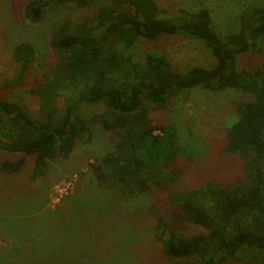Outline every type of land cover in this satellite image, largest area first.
<instances>
[{
  "label": "trees",
  "instance_id": "16d2710c",
  "mask_svg": "<svg viewBox=\"0 0 264 264\" xmlns=\"http://www.w3.org/2000/svg\"><path fill=\"white\" fill-rule=\"evenodd\" d=\"M15 1V31L50 16L57 22L46 39L51 59L41 79L30 75L29 38L14 41L8 59L0 56V72L15 73L0 85V173L28 169L27 183L36 186L52 163L68 160L97 131L113 134L112 150L90 165L94 194L82 191L94 219L109 224L102 241L114 245L122 234L130 243V252L110 264H135L127 257L132 252L147 264H264V60L238 68L239 57L264 48V0H237L234 16L216 15L206 0L176 12L156 0H104L78 17L95 0ZM176 35L202 42L214 64L178 72L166 56L139 52ZM192 91L240 96L223 119V142L200 165L182 156L196 154L188 146L190 154L182 151L176 128L151 119ZM13 92L19 101L9 99ZM86 106L102 112L83 115ZM142 239L155 248L142 247ZM87 243L63 264H106L99 256L93 263ZM56 258L48 264H59Z\"/></svg>",
  "mask_w": 264,
  "mask_h": 264
},
{
  "label": "rangeland",
  "instance_id": "374dc122",
  "mask_svg": "<svg viewBox=\"0 0 264 264\" xmlns=\"http://www.w3.org/2000/svg\"><path fill=\"white\" fill-rule=\"evenodd\" d=\"M156 1L160 8L169 12H176L184 6L192 10L196 2L199 3V0ZM236 1L206 0L205 3L216 15L234 16ZM103 3L104 0H95L84 10L76 12L74 17L92 14ZM18 6L20 4L15 0H0V56L8 59L14 41L29 38L35 50V64L30 75L41 79L43 63L51 59L46 39L57 19L50 16L36 27L15 31L13 28L18 21ZM70 13L67 11L65 15ZM149 48L166 56L178 72H185L192 67L210 68L214 64L202 42L180 35L161 37L140 47L139 52L144 53L145 49ZM262 60L264 48L260 54L239 57L238 68L250 69ZM14 75L11 71L7 74L0 72V85H8V81L12 83ZM18 96L13 92L9 99L19 101ZM239 97L234 91L219 94L192 91L173 99L169 110L151 112V119L153 123L160 119L165 120L176 128L182 151L190 154L188 146L189 151L196 154L193 157L182 156L189 157L200 165L208 155H213L212 149L223 142L226 134L223 119L230 111L229 104L236 102ZM101 112V107L86 106L81 114L91 116L100 115ZM2 118L4 119V116L0 113V119ZM1 125L0 123V127ZM97 132L96 138L79 144L68 160L52 163L50 172H46V176H49L36 186L27 183L28 169L14 176L0 173V264H48L51 257H58L56 260L59 264L64 263L62 259L65 261V257H70L74 262L76 257L81 256L84 241L93 247V251H90L94 255L93 263L99 260V256L103 263L110 264L112 261L123 259L124 253L130 252V243L123 239L122 234L120 239L115 240L114 245L106 244L107 240L102 241L103 236L107 238L110 235L105 231L109 224L105 220H95L93 216L97 217V214H93L95 211L92 207L83 202L86 196L82 191L88 196L94 194V174L90 165L110 152L114 144L113 134L104 133L99 136ZM184 147L187 151H184ZM116 194L119 195L117 192ZM66 197L69 199L64 202ZM87 215L89 219L86 218ZM192 231L196 230L192 228ZM81 234L87 235L86 240L83 241ZM96 240L100 243L91 245ZM141 245L144 248H155V245L145 239H142ZM121 254L124 257H121ZM127 257L135 264H147L144 260L136 259L133 252Z\"/></svg>",
  "mask_w": 264,
  "mask_h": 264
}]
</instances>
